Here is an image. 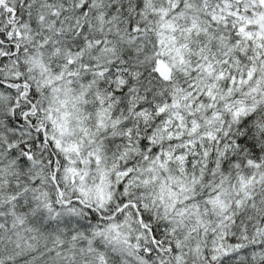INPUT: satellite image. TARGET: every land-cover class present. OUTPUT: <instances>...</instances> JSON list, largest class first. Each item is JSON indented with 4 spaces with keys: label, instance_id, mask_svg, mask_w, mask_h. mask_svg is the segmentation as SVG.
<instances>
[{
    "label": "snow or ice",
    "instance_id": "6c2138e0",
    "mask_svg": "<svg viewBox=\"0 0 264 264\" xmlns=\"http://www.w3.org/2000/svg\"><path fill=\"white\" fill-rule=\"evenodd\" d=\"M0 264H264V0H0Z\"/></svg>",
    "mask_w": 264,
    "mask_h": 264
}]
</instances>
